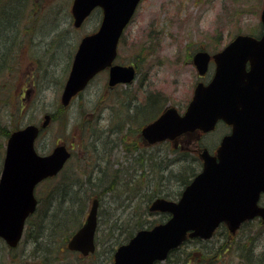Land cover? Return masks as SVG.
Returning <instances> with one entry per match:
<instances>
[{
  "label": "rangeland",
  "instance_id": "rangeland-1",
  "mask_svg": "<svg viewBox=\"0 0 264 264\" xmlns=\"http://www.w3.org/2000/svg\"><path fill=\"white\" fill-rule=\"evenodd\" d=\"M36 1L35 10L31 12L27 6L22 21L19 23L18 32L23 42L18 45L19 53L12 69L5 75L0 72V126L9 133L18 123L20 127L29 122L40 125L45 113L52 114L57 111L56 109L60 106L61 87L67 78L77 42L81 36L90 32L89 28L95 19V16H92L80 28H75L72 25L69 10L72 0ZM263 3V0H141L133 19L120 39L117 47L118 54L114 61L123 65L134 64L136 69L134 80L125 84L124 89L121 84H117L120 86L118 88L109 89L106 83L108 78L106 71L97 73L86 88L73 97L62 117L66 119V122L56 119L59 115L57 114L55 119H50L47 127L41 129L35 141L38 153H48L55 144L65 143L73 154L65 163V167L68 166L66 173L75 163L84 162L87 156L95 159L94 155L108 156L110 154V158L115 163V166L112 165L111 168L117 169L121 176L120 179L124 180L122 172L133 174L132 176L138 178L136 181L138 180L142 189L144 187L142 182L146 181L153 186L156 185L159 193L167 192L171 198L176 199L179 195L176 192L180 191L183 186L175 181L174 176L168 179L166 177L164 185L158 182L159 174L155 172L159 164L168 163V160L175 157L174 153L168 149L173 146L172 143L164 141L163 145L157 144V146L144 148L145 151H150V148L153 150V159L148 161L147 166H150L153 161L157 165L155 163L156 167L152 174L142 175L143 172L141 174L140 169L136 168L137 162L132 159L131 154L128 155L121 150V143L125 148V143L120 142L122 136V139L127 137L125 141L128 143L136 142L134 140L135 130L126 134H124L125 130L119 131L118 134L111 133L110 129H116L119 122L120 110H123L121 106L123 98L136 95L138 100L135 104L138 105L140 100L152 119L162 113L167 106H174L182 113L193 96L196 81L205 82L214 71L211 60L203 78L199 77L192 60L194 53L204 49L214 54L238 33L258 35L263 28L260 20ZM25 25H27V30L24 32ZM6 33L13 40L12 32L6 31ZM11 39L0 42H4L0 46V60L4 44H9L11 47L17 45L16 43L14 45V40L11 42ZM146 92L155 95V102L150 108L146 106ZM127 102L128 100L125 101ZM18 107H22L21 110ZM221 125L223 124L219 123L216 130L208 132L199 139L195 134L180 136L177 143L187 145L191 164L196 162L193 158L197 157L194 153V150L198 149L197 144L201 143L212 152L215 150L214 145H217L222 135L229 131L225 125ZM83 129H86L87 134L91 129L94 139L97 136L96 154L88 153L85 147L88 143L87 139L82 142L79 138V136L83 137ZM7 138L0 132V167ZM177 151L175 153L181 155L179 150ZM179 166L176 162L165 167L168 173L174 175L180 168ZM199 166L200 164H196L194 171L199 170ZM58 175L43 181L35 188V194L41 198L43 203H48L47 195L51 187L59 181ZM65 178L63 176L60 181ZM105 178L100 181L103 185L107 184L105 181H108L104 180ZM151 188L153 187L147 188L148 191L144 192H150ZM67 195L68 198L74 197V194ZM127 196V187L123 185L115 186L112 191H105L104 195L101 194L98 233L96 234L100 243L96 248L97 252L101 253L103 247L109 246L110 248L114 244L115 249L118 245L114 239L110 240L106 235L113 223H119L118 217L123 219L124 215L138 211L141 214L137 217L146 223L166 220L167 216L157 211L151 212L144 206L146 202L144 197L141 199L138 196L130 201ZM63 199L66 201L61 207L66 211L68 206L72 205L65 197ZM74 200L76 201L77 198ZM81 200L83 202L84 198L81 197ZM260 203L263 204L264 199ZM77 207H71L68 210L77 209ZM77 212L78 210L74 211L72 217L77 215ZM133 219L135 218L131 220ZM133 222L134 220L128 224L133 225ZM133 229L136 231L137 227ZM221 229H225V226L222 225ZM263 230L264 223L255 219L244 223V226L233 234L231 243L220 244L222 238L225 237L224 234H220V231L216 232L210 240H201V243H205L203 248L219 249L217 259L212 262L206 261L204 257L200 261L199 258L203 253H198V250L194 249L193 241L181 246L182 255H185V251L198 253L195 256L197 260L195 262L190 260L188 264H199V262L202 264H246L247 262L248 264H264L262 261L264 259ZM123 237L125 241L122 240ZM128 239L129 237L123 234L118 240L125 243ZM213 242L214 245H212ZM3 244L4 242L0 239V247L3 246V249H0V264H8L7 250ZM223 244L226 247L222 248ZM19 245L18 250L27 248L30 244L26 239L24 244ZM190 254L186 253L188 256ZM80 256L70 251L59 253L56 262L49 264H83L88 261H78ZM175 258L170 257V260ZM102 260L103 258L97 259L96 264H102ZM159 264H166V261Z\"/></svg>",
  "mask_w": 264,
  "mask_h": 264
},
{
  "label": "water",
  "instance_id": "water-1",
  "mask_svg": "<svg viewBox=\"0 0 264 264\" xmlns=\"http://www.w3.org/2000/svg\"><path fill=\"white\" fill-rule=\"evenodd\" d=\"M139 0H73L70 10L73 25L80 26L93 7L103 9L102 22L92 34L84 35L74 52L71 68L62 86L60 103L66 106L82 91L94 75L108 68L109 86L130 82L132 65L112 63L118 39ZM264 2V1H263ZM264 23V4L261 9ZM210 55L201 50L192 60L199 74L207 69ZM215 73L204 84L199 82L182 115L168 107L151 123L142 127L149 143L207 131L218 118L232 125L211 155L200 153L202 171L175 201L155 199L150 210L168 211L166 222L138 230L128 242L114 251L113 264H153L167 256L188 237L210 238L220 222L233 233L244 220L259 216L264 221V205H257L264 192V30L256 38L249 34L236 37L212 55ZM248 63V68L246 64ZM45 113L40 125L29 123L9 133L0 176V238L16 246L26 216L33 213L37 200L34 186L63 167L70 154L66 144H56L49 153L39 154L35 139L48 125ZM97 200L91 203L83 224L68 239L67 247L88 255L94 250Z\"/></svg>",
  "mask_w": 264,
  "mask_h": 264
},
{
  "label": "trees",
  "instance_id": "trees-1",
  "mask_svg": "<svg viewBox=\"0 0 264 264\" xmlns=\"http://www.w3.org/2000/svg\"><path fill=\"white\" fill-rule=\"evenodd\" d=\"M13 0H0V25L3 24V22H5L6 24L8 23L10 25V28L12 29V31L14 29H18V26L20 25L19 23L22 21V17L24 16V10L27 9V6H29L28 1L29 0H17V4L12 3ZM18 3H20L19 7L17 6ZM18 7V9H17ZM27 28V25H25L23 27V31L25 32V30ZM17 39V41L14 42L17 45L21 44L23 42V38L21 36H19ZM2 73V71H0ZM1 80V79H0ZM19 110H21L22 107H18ZM57 111L53 112L51 114V120L55 119L57 114H59L57 116L56 119L61 120L63 117V114L65 112V108L59 106L57 109ZM61 121L66 122V119L63 118ZM1 125V124H0ZM21 125L18 123L17 125H14L12 127V129L16 130L20 127ZM86 129H83V137L81 138V136H79V138L83 141H85V139H87V144H86V148L88 153H94L96 154V142L93 138V134L91 133V129H89V134L86 133L85 131ZM0 132L3 133V135H5L6 137H8V133L9 131L6 130L4 127L0 126ZM163 145V144H161ZM145 145L142 143V140L139 142H137L132 149L127 148V152H133L134 150L139 152L138 157L133 158L135 162H137V169L141 170V174L143 172L142 175H145V173H149L152 174L153 173V169L155 166V161H153L150 166H147V163L149 160H152V156L151 157H146L143 153L140 152L141 148H144ZM172 153L174 154H178L175 152H178L177 149H173L171 147L168 148ZM179 149V148H178ZM179 152L182 153V155H176L174 158H171L170 160H168V163H164L159 164V166L156 169V173L159 174L158 176V182L162 183L165 185V178L167 177V179L171 176L176 177L175 181H177V183L181 186H185L188 181L189 178L195 174V165L196 162L194 164L189 163V160L187 159V154L186 152L181 151V149H179ZM93 154V155H94ZM182 156V157H180ZM194 160L197 161V158L194 157ZM95 159L92 158V156H87L86 158H84V162L82 163H75L74 166H72L69 171L66 173V169L68 168V166H66L64 168V170L58 175V182H56L54 184V186L51 187L48 195H47V199L49 200L48 203H43L41 198L39 196H37V200H38V205L36 208V212L33 214V216L31 215L30 219L26 220V226L24 229L25 233V237L24 239L28 240V243L30 244L27 248H23L20 251H15V253H12L11 251H8V247L7 245H4L6 250H7V256H8V264H49V263H54L56 262V260L59 258V253H65L68 252L65 248V241L67 240V238L71 235V233L73 232L74 229H76L81 223H82V219L84 217L85 212L87 211V205L89 203V199H91L92 197L96 196L99 199L101 198V194L105 193V191H112L115 188V185L113 184V182L109 183V184H105L104 188L102 190H100L101 188V178L97 175H95V169H96V165L94 164ZM187 161V162H186ZM175 162H178V164L181 166L180 169H178L175 174L173 175L172 173L170 174V172L168 173L167 168L165 167L166 165L169 164H174ZM182 164V165H181ZM92 165V166H91ZM157 165V163H156ZM89 166H91L89 168ZM95 166V167H94ZM153 166V167H151ZM140 174V175H141ZM68 179L67 181L63 180L64 182H66L68 184L64 186L63 181H60L61 178ZM51 179V178H50ZM54 183V182H53ZM82 188V192L80 194H75L74 191L76 188ZM159 191L154 192V194H157ZM167 193V192H166ZM180 192L177 191L176 194H179ZM72 195L74 194L73 198H68V195ZM152 194V195H154ZM85 195V196H83ZM166 195V194H165ZM167 195H169L167 193ZM155 196V195H154ZM63 197H65L68 201V203H71L70 205L72 206H68V209H70L71 207H77V209H73V210H68L66 209L63 210L62 209V203L64 201H66L65 199H63ZM81 197L84 198V201L82 202ZM128 197V196H127ZM62 198V199H61ZM77 200L75 201L74 199ZM83 203V204H82ZM148 202L144 204V206L146 208H148ZM77 215H75L74 217H72V214L74 213V211H77ZM141 213H139L138 211L133 212V214H126L123 216L122 219V224L118 225L119 223H113L108 231L111 232V230L114 228L115 230H117V234L121 237L123 236V233H126V236L130 237L132 235V232L130 229H127L126 226L124 227V222L127 221V223H130L134 220L132 227H137V228H141V227H148L151 226L153 223H146L145 221H141L137 215H140ZM135 218L133 220H131L132 218ZM130 219V220H129ZM260 222V221H259ZM147 224V225H144ZM116 227V228H115ZM107 231V232H108ZM108 232V233H109ZM58 233V235H57ZM120 233V234H119ZM115 234L114 230L112 235ZM111 235V236H112ZM224 238H222L221 243L223 242H229L231 243V239L232 237L229 235L227 229L225 228V233H224ZM124 240V237L122 239ZM229 240V241H228ZM117 242V244H121L122 242H119L121 240H114ZM189 241H193L195 244L194 249L198 250V253H203L200 256V261L201 259L204 257V259H206V261L208 260V262H212L214 260H216V255L219 253V249L218 248H213L212 250L209 249H205L203 248V246L205 245V243H201V239H194V238H189L188 240H186L183 244H187L189 243ZM95 242L97 244V246L99 245L100 241L96 236ZM115 242V243H116ZM215 243L213 242L212 245H214ZM225 244V243H224ZM224 244L221 246H224ZM182 246V245H181ZM179 246V248H176L174 250H172L167 258L168 264H188L190 262V260H197L195 259V256L198 253H194L192 251L187 252L186 253H191L190 256L183 254L182 255V247ZM3 247V246H2ZM114 250V244H112V246L109 248V246L103 247L101 249V253L97 252V250H95L93 252V254H90V256L88 257H82L80 256L79 260H88L83 264H96L97 259H101L102 260V264H112V254ZM202 250V251H201ZM225 250V249H224ZM201 251V252H200ZM216 251V252H215ZM221 252V251H220ZM180 255V256H179ZM179 256V258H177ZM170 257H176L175 259L170 260ZM207 257V258H205ZM244 258V257H243ZM264 258V257H263ZM169 259V260H168ZM242 261L245 263L244 259H242ZM199 264H202L199 262Z\"/></svg>",
  "mask_w": 264,
  "mask_h": 264
},
{
  "label": "bare ground",
  "instance_id": "bare-ground-1",
  "mask_svg": "<svg viewBox=\"0 0 264 264\" xmlns=\"http://www.w3.org/2000/svg\"><path fill=\"white\" fill-rule=\"evenodd\" d=\"M17 2H18L17 0H13L12 1V3H15V4H17ZM19 5H20V3H18L17 6L19 7ZM36 5H37V1L36 0H29V8H30L31 12L33 10H35ZM18 7H17V9H18ZM18 29L12 31V29L10 28V25L8 23L6 24L5 22H3V24L0 25V42L11 39V37H9V35H7L6 31H11L12 32V38H13V40L15 42L17 40V38L20 36V34L18 32ZM13 40L11 42H13ZM80 40H81V38L79 39V41ZM79 41L77 42L78 44H79ZM2 43H4V42H2ZM2 43H0V46L2 45ZM18 51H19L18 45H15V47H11L9 44H7V45L4 44L3 51H2L3 53L1 55L2 58L0 60V71H2V75H5L7 72H10V70L12 69L11 67L13 66V63L15 62L16 56L19 53ZM0 54H1V48H0ZM120 84L123 86V89L126 88L125 82H120ZM118 87H120V86L116 85V88H118ZM146 95H147L146 96L147 101L153 100V102H155V95H151L148 92H146ZM134 97L131 96V97L123 98L124 100L125 99L128 100V102L125 103L126 100L125 101L123 100V102L121 103V106L123 107V110H120V114H119V117H118L119 122H118V124L116 126V129H114V128L110 129L111 133H116V134H118V132L122 131V130H125L124 134L128 133L129 131L135 130V133H136V136H135L136 138H134V140L136 141L135 143L126 142L125 139L127 137H124L122 139L123 136L121 137V140H120V142H124L125 143V148L123 147V143H121V150L123 152H125L126 154H128V155L131 154L130 156H132V159L135 158V157H138L139 152L134 150L133 152L129 153V152H127V148L126 147H128L129 151H130V149H132V147L137 142H139V140L141 139L142 127L145 124L151 122V120H152V117L145 110V108L142 106L140 100H139L138 105L135 104L136 101L138 100V97L136 95ZM72 100L73 99H71L69 101V103L66 105L64 114L66 113V111H67L66 109L68 108V106L70 105ZM64 114H63V116H64ZM35 124H37V123H35ZM37 125H39V124H37ZM91 133L93 134V131ZM96 137H95V139H96ZM144 148L146 149V148H148V146H145ZM144 148H141L140 152L143 153V154H147L148 156L152 155L151 158L153 159V154H152L153 150L150 148L151 149L150 151H147V150L145 151ZM69 154H70V156H69V159H70L73 156V154H72L71 151H69ZM94 164L96 165L95 175H97V177L99 176L101 179L107 177V178L104 179V180H108V181H105V183L109 184V183L113 182V184L115 186L123 185V186L127 187L128 199L130 201L132 200V198H135V197H138V196H140L141 199L144 197L145 198L144 201H146L145 203L148 202L150 204H152L155 199L157 200L159 198L163 199V200H167V201H174V199H175V198L174 199L171 198V196L167 195L166 193H165L166 195L163 192L159 193L160 191L157 194H154V192L158 191V187L156 185L153 186V185L149 184L146 181L142 182L140 180L144 184V187L142 189L141 188V184H139L138 180L136 181V179H138V178L132 176L133 174H128V173L122 172V174H124L123 178H124V180L126 182L123 179H120L121 176H120V174H118L117 169L116 168H111L112 165L115 166V163H114L113 159L110 158V154L108 156H105V155L98 156L95 159ZM116 164H118V163H116ZM2 165H3V160H2V163H1V167H0V176H1V173H2V169H3ZM179 167L181 168V166H179ZM126 172H128V171L126 170ZM118 179H120V180H118ZM63 184L65 186L67 183L63 181ZM149 187H153V188L149 189L151 191L150 192H144V191H148L147 188H149ZM100 188H101L100 190H102L104 188V185L101 184ZM81 192H82V188H79V187L76 188L75 191H74V193L76 195L80 194ZM152 194H154L155 196L152 195ZM102 195H104V193ZM95 199L97 200V207H96L97 208V214H99V204H100V200L102 198L98 199V197L94 196L93 200H95ZM91 202H93V201L91 199H89V203H91ZM37 205L38 204H36V207L33 210V214L36 212L35 210L37 208ZM257 205L259 207H263L262 203H257ZM167 212L168 211L165 212V211L158 210V213H161L162 215H165ZM30 218H31V216L28 214L26 216V220L30 219ZM118 218H119V224L118 225H121L122 224V218L121 217H118ZM124 223H125L127 229H130L131 231H133L132 235L130 237L134 236V234L137 232V230L134 231L132 225L128 224L127 221L124 222ZM98 224L99 223H97L96 226H95V234L98 233V229H97ZM23 228H24V226H23ZM113 230H114V233L115 232L116 233L112 235ZM219 231H220V234H224L225 233V229H221V230L219 229L217 232H219ZM22 232H23V230H22ZM24 234L25 233H23L22 236L20 237V239H19L20 242L17 244V246H14V247L7 246L8 247L7 250L11 251L12 253H15V251L18 250L17 248L20 246L19 244L20 243L24 244V241H25V239H24L25 235ZM123 234H126V233H123ZM263 234H264V230H263ZM106 235H107V237L110 240H113V239L117 240V239L120 238V236L117 234V230H115L114 228L111 230V232L107 233ZM0 249L2 250L3 247H0ZM20 250H22V249H20ZM20 250H18V251H20ZM262 261L264 262V259H262ZM206 264H211V263H206ZM246 264H248V262Z\"/></svg>",
  "mask_w": 264,
  "mask_h": 264
},
{
  "label": "flooded vegetation",
  "instance_id": "flooded-vegetation-1",
  "mask_svg": "<svg viewBox=\"0 0 264 264\" xmlns=\"http://www.w3.org/2000/svg\"><path fill=\"white\" fill-rule=\"evenodd\" d=\"M92 16H95V19H94V21L92 22V26L89 28V29H91L90 30V32H94L98 27H99V25H100V23H101V19H102V9H100L99 7H95L94 8V10L91 12V14H90V16H88L86 19H85V21L83 22V24H85V23H87V19H90ZM83 24H81L80 25V27L83 25ZM128 25V24H127ZM80 27H78V28H80ZM127 27V26H126ZM126 27H125V29H126ZM90 32H88V33H90ZM108 73V69L106 70V74ZM108 88L109 89H115L116 88V86H108ZM153 100H150V101H147V104H146V106L148 107V108H150L152 105H153ZM219 123V122H218ZM223 123V122H222ZM224 124V123H223ZM218 125V124H217ZM224 125H226V124H224ZM227 126V128L228 129H230V125H226ZM185 136V135H184ZM180 137H178V139H179ZM178 139H175L174 141H172L171 143H172V145L174 146L175 144L177 145V146H180V147H187V145L185 144H179V143H177V141H178ZM142 140V139H141ZM143 142V141H142ZM197 146H203L201 143L200 144H197ZM98 157V154L97 155H95L94 156V158L96 159Z\"/></svg>",
  "mask_w": 264,
  "mask_h": 264
}]
</instances>
